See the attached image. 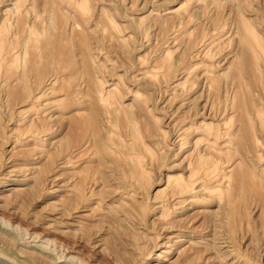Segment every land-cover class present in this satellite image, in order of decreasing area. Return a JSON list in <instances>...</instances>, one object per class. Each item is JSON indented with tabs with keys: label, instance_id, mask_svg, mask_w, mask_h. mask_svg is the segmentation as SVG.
Listing matches in <instances>:
<instances>
[{
	"label": "rangeland",
	"instance_id": "obj_1",
	"mask_svg": "<svg viewBox=\"0 0 264 264\" xmlns=\"http://www.w3.org/2000/svg\"><path fill=\"white\" fill-rule=\"evenodd\" d=\"M0 264H264V0H0Z\"/></svg>",
	"mask_w": 264,
	"mask_h": 264
}]
</instances>
